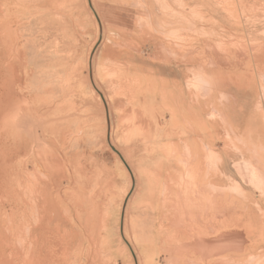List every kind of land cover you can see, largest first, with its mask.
Here are the masks:
<instances>
[{"label": "rangeland", "instance_id": "obj_1", "mask_svg": "<svg viewBox=\"0 0 264 264\" xmlns=\"http://www.w3.org/2000/svg\"><path fill=\"white\" fill-rule=\"evenodd\" d=\"M160 75L264 101V0H0V264H264L263 241L213 232L220 213L198 226L186 169L220 157L158 121L132 131L133 86ZM228 140L250 182L256 158Z\"/></svg>", "mask_w": 264, "mask_h": 264}, {"label": "crops", "instance_id": "obj_2", "mask_svg": "<svg viewBox=\"0 0 264 264\" xmlns=\"http://www.w3.org/2000/svg\"><path fill=\"white\" fill-rule=\"evenodd\" d=\"M226 86L220 85V89H215L216 85L209 86L203 96H197L195 89H185L177 80L165 75H160L157 81L135 85L131 98L133 96V102L139 101L140 106L131 110L140 112L143 125L132 131L142 138H153L151 133L158 121L163 136L173 134L175 139L186 140L191 155L204 156L211 150L219 156L215 165L200 161L188 165L190 181L195 185L194 196H204L198 219L205 222L197 225L208 226L205 217L202 218L206 213L203 211L220 213L221 216L213 218V232L243 235L242 250L258 251L259 241L264 242V110L263 113L260 110L264 109V101L260 98L245 100L240 84L235 85V90ZM228 139L241 144L238 148L241 154L256 158L250 161L257 173L250 182L235 169L232 157L239 153L230 151L232 145ZM212 188L217 189L216 193Z\"/></svg>", "mask_w": 264, "mask_h": 264}, {"label": "bare ground", "instance_id": "obj_3", "mask_svg": "<svg viewBox=\"0 0 264 264\" xmlns=\"http://www.w3.org/2000/svg\"><path fill=\"white\" fill-rule=\"evenodd\" d=\"M192 111H193V110H192ZM198 112H199V111H198ZM136 114H138V113H136ZM220 115H222V114H220ZM136 117H137V116H136ZM201 134H202V133H201ZM190 156H191V155H190ZM202 159H203V158H202ZM190 164H191V163H190ZM239 164H240V162H239ZM241 164H242V163H241ZM208 166H209V165H208ZM243 166H244V165H243ZM243 166H242V167H243ZM246 166H247V164H246ZM252 167H253V166H252ZM244 168H245V167H244ZM186 170H187V169H186ZM260 174H262V173H260ZM200 201H201V200H200ZM182 206H183V205H182ZM248 206H249V205H248ZM250 208H251V207H250ZM250 208H249V209H250ZM186 211H187V210H186ZM249 214H250V213H249ZM178 216H179V215H178ZM220 216H221V215H220ZM256 218H257V217H256ZM255 220H258V222H259L260 219H255ZM248 223H249V222H248ZM182 224H183V223H182ZM209 225H210V224H209ZM229 225H232V224H229ZM229 225H228V226H229ZM259 225H260V223H259ZM182 227H183V226H182ZM262 227H263V226H262ZM209 229H210V228H209ZM247 229H248V228H247ZM227 231H228V230H227ZM229 231H230V230H229ZM231 231H232V230H231ZM225 233H226V232H225ZM254 233H255V232H254ZM254 233H253V234H254ZM219 234H220V233H219ZM236 234H237V233H236ZM243 234H244V233H243ZM223 235H225V234H223ZM223 235H222V236H223ZM238 235H239V234H238ZM240 236H241V235H240ZM242 236H243V235H242ZM218 237H219V236H218ZM218 237H217L216 239H218ZM223 237H224V236H223ZM195 241H196V243H197V242H200L199 237H198ZM203 242H205V241H203ZM206 242H207V241H206ZM26 243H27V242H26ZM196 243H195V244H196ZM199 245H200V244H199ZM200 250H201V249H200ZM202 250H204L203 247H202ZM208 250H210V248H208ZM21 251H22L21 249H20V250L18 249V252H21ZM172 251H173V250H172ZM205 251H206V250H205ZM202 252H203V251H202ZM253 252H254V251H253ZM133 256H134V260H135V262H136V264H137V261H136V258H135V254H134V253H133ZM200 256H202V255H200ZM238 257H239V256H238ZM201 258H203V257H201ZM244 260H245V259H244ZM221 262H223V261H222V260H213L212 262H206L205 264H220ZM242 262H243V261H242ZM225 263H226V262H225ZM243 263L245 264V262H243ZM243 263H242V264H243ZM251 263H252V262H251ZM171 264H173V263H171ZM198 264H199V263H198ZM230 264H240V263H237V262H231Z\"/></svg>", "mask_w": 264, "mask_h": 264}, {"label": "water", "instance_id": "obj_4", "mask_svg": "<svg viewBox=\"0 0 264 264\" xmlns=\"http://www.w3.org/2000/svg\"><path fill=\"white\" fill-rule=\"evenodd\" d=\"M98 43V42H97ZM100 95H101V97H102V99H103V101H104V103H105V99H104V97H103V95L101 94V92H100ZM107 111V110H106ZM107 139H108V142H109V144H110V147L119 155V157L121 158V160L124 162V164L126 165V167H127V169L129 170V172H130V174H131V177H132V184L134 183V178H133V174H132V172H131V169H130V167L128 166V164L126 163V161H125V159H124V157H123V155L120 153V151L115 147V146H113L112 145V143H111V141H110V136H109V123H108V136H107ZM132 187H133V185H132ZM123 209H124V207H123ZM122 209V210H123ZM122 214H123V211H122ZM123 218V217H122ZM122 218H121V229H122Z\"/></svg>", "mask_w": 264, "mask_h": 264}]
</instances>
